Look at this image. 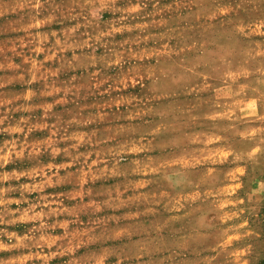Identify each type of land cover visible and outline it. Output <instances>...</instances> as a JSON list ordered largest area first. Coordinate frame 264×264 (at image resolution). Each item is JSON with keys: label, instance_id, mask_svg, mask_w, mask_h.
I'll return each mask as SVG.
<instances>
[{"label": "rangeland", "instance_id": "rangeland-1", "mask_svg": "<svg viewBox=\"0 0 264 264\" xmlns=\"http://www.w3.org/2000/svg\"><path fill=\"white\" fill-rule=\"evenodd\" d=\"M83 3L0 0V264H261L264 0Z\"/></svg>", "mask_w": 264, "mask_h": 264}, {"label": "clouds", "instance_id": "clouds-1", "mask_svg": "<svg viewBox=\"0 0 264 264\" xmlns=\"http://www.w3.org/2000/svg\"><path fill=\"white\" fill-rule=\"evenodd\" d=\"M42 6V5H39ZM82 7H89V8H93V9H102V8H110V9H114L119 11V9L116 7V0H84V3L81 5ZM144 5L143 4H138V8H143ZM6 10H11V9H6ZM132 11H138V9H134V10H125L122 15L118 18V20L116 21L117 23L122 24L124 21H126L129 17V15H131ZM240 25L242 27H250V24H247L243 21H240ZM117 30H121V29H117ZM141 39H143V37H141ZM139 41H137L138 43ZM148 55L147 52H145L143 54V56L137 54L136 59L140 60L143 59L144 57H146ZM124 56H121L120 60L116 61V63H121L124 60ZM129 59H131L132 57H128ZM125 76H134V75H138L137 71H130L128 73L124 74ZM152 76H156V73H152ZM121 83L119 80H117L116 82H114L113 84H110L108 86V91H112L114 88H119L121 87ZM162 93L157 92L156 95H161ZM149 99H143V98H134V97H130L127 99H121L120 97H116L113 99V102L115 103L117 100L119 101L120 104H124L125 106H131V108L129 109L130 113H131V118L134 119L138 116H143L145 115L147 112L152 111V109H150L148 107V103H149ZM119 106V105H117ZM94 118H98V119H102L103 117H94ZM135 131V129H122V128H116L114 131H112V135H118L120 132L123 131ZM160 129H154V132H158ZM151 134V133H150ZM112 136H107L106 139H111ZM81 141H77L76 143H74L72 145L73 148H78L79 147V143ZM83 142H93L91 141V139L89 138L86 141ZM136 143H139L140 141H135ZM130 143H132V141H129L128 144H126L125 146H123V148L121 149L122 151H127L128 150V146L130 145ZM75 159V157H74ZM241 174L242 171H241ZM231 178L229 176H225L221 179V185L229 182ZM240 185L239 183H233V188L231 191H225L223 190V188H221V190L219 192L216 193L215 196V200H214V206L216 208V221H217V226L219 227V233L218 235L222 238L223 235H226L232 231L238 230L239 225L238 222L236 220L237 217L240 216L241 214V209L236 208H230L229 205L232 203L233 199H235L234 193L235 190L237 188H239ZM225 213H230V215L225 216ZM232 221L231 224H229L228 222ZM240 237H230V239H239ZM2 243V242H0ZM17 245L14 244V242L12 241V238L9 237L8 242L6 244H4L3 250L4 251H8L10 250V248L12 247H16ZM111 254L110 252L103 250L101 251L99 254H94L90 257L87 258V264H104V260L106 259V257ZM124 259L123 256L119 257L117 260V264H119L120 260Z\"/></svg>", "mask_w": 264, "mask_h": 264}, {"label": "trees", "instance_id": "trees-1", "mask_svg": "<svg viewBox=\"0 0 264 264\" xmlns=\"http://www.w3.org/2000/svg\"><path fill=\"white\" fill-rule=\"evenodd\" d=\"M261 264H264V258H263V260L261 261Z\"/></svg>", "mask_w": 264, "mask_h": 264}]
</instances>
